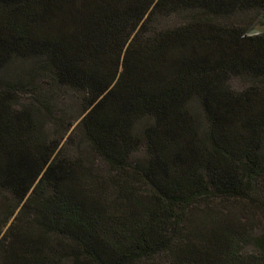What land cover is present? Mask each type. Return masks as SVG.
I'll list each match as a JSON object with an SVG mask.
<instances>
[{
	"label": "trees",
	"instance_id": "16d2710c",
	"mask_svg": "<svg viewBox=\"0 0 264 264\" xmlns=\"http://www.w3.org/2000/svg\"><path fill=\"white\" fill-rule=\"evenodd\" d=\"M260 27L264 0H0V264H264ZM217 201L244 221L194 223Z\"/></svg>",
	"mask_w": 264,
	"mask_h": 264
},
{
	"label": "rangeland",
	"instance_id": "374dc122",
	"mask_svg": "<svg viewBox=\"0 0 264 264\" xmlns=\"http://www.w3.org/2000/svg\"><path fill=\"white\" fill-rule=\"evenodd\" d=\"M259 29L264 31V27H260ZM21 95L23 97L26 96V98H24V100H23L24 102H27L29 100V98H30V95H29L28 91H21ZM79 101L80 100H77L76 98H66V99H64L61 102L62 106H66L69 103H73V104L76 103V110L74 112V116L71 117L72 124H71V127L69 128L68 132L72 131L76 127V125L79 123V121H80V119L82 117V113H81L82 110H81V106L79 105V103H80ZM67 123H69V119L66 121V124ZM7 200H10L9 196L7 198L4 197L2 201H7ZM218 203L220 205L224 204V206L229 207V209L231 210L229 214H225V215L222 216V218L226 219V221L235 220L238 223H241V222L244 221V219H240L239 221H237V218L239 217L240 212H244L242 207H239L238 208L239 210L236 208V207L239 206L238 204H232L229 201H222V202L217 201L215 203V205L218 204ZM219 204L217 205L216 208L213 207L211 210L203 211L202 209H194L191 212V216H193L192 218L194 219V223L197 222V219L203 218L205 216L219 217L221 219V214L225 213V210L221 209V206ZM240 204H242V202H240ZM12 220H13V218L10 219L9 223ZM253 222L251 221V223H253ZM259 226L260 225L256 222V223H254L253 226H249L246 229L245 233H247L248 235L250 234V236H251L250 241H248L247 244L243 245L246 250L255 249V246L251 243V240H252L253 237L260 235V233L262 232L261 226L260 227Z\"/></svg>",
	"mask_w": 264,
	"mask_h": 264
}]
</instances>
